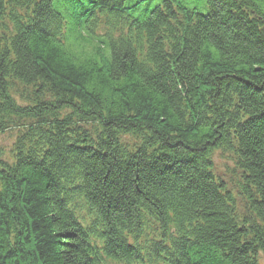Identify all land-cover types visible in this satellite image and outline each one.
Here are the masks:
<instances>
[{"label":"trees","instance_id":"16d2710c","mask_svg":"<svg viewBox=\"0 0 264 264\" xmlns=\"http://www.w3.org/2000/svg\"><path fill=\"white\" fill-rule=\"evenodd\" d=\"M130 1L0 0V264H264V0Z\"/></svg>","mask_w":264,"mask_h":264},{"label":"rangeland","instance_id":"374dc122","mask_svg":"<svg viewBox=\"0 0 264 264\" xmlns=\"http://www.w3.org/2000/svg\"><path fill=\"white\" fill-rule=\"evenodd\" d=\"M135 1L137 0H131L129 4H133ZM160 2L161 0H152L150 3L141 6L134 13V16L140 20L146 19L149 16L150 12L157 5H159ZM181 2L185 7L194 8L201 13H206L208 11L206 0H181ZM56 7H58V3H56ZM12 134L13 133H7L5 136L2 137V140L4 142H11ZM211 159L214 164L213 173L216 174L217 178H221V180L226 184L229 189L230 186H233L235 183H239L242 171L238 167L236 152L228 150H216L212 154ZM262 258L264 262V256H262Z\"/></svg>","mask_w":264,"mask_h":264},{"label":"bare ground","instance_id":"6f19581e","mask_svg":"<svg viewBox=\"0 0 264 264\" xmlns=\"http://www.w3.org/2000/svg\"><path fill=\"white\" fill-rule=\"evenodd\" d=\"M138 9H139V8H138ZM138 9H137V10H138ZM137 10H136V11H137ZM136 11H135V12H136ZM135 12H134V13H135Z\"/></svg>","mask_w":264,"mask_h":264}]
</instances>
